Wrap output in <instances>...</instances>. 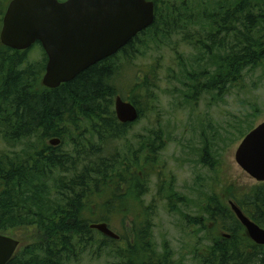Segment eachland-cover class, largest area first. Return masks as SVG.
Here are the masks:
<instances>
[{
    "label": "trees",
    "instance_id": "obj_1",
    "mask_svg": "<svg viewBox=\"0 0 264 264\" xmlns=\"http://www.w3.org/2000/svg\"><path fill=\"white\" fill-rule=\"evenodd\" d=\"M149 1L155 3V21L149 29L118 54L54 90L42 84L48 59L40 43L27 51H15L0 42V139L14 146L28 143L19 155L0 154V234L15 233L32 223L39 236L21 247L8 264H81L89 254L101 258L106 250L117 264H174L172 253L158 254L151 242L145 241L148 228L128 230L129 236H120V241H125L120 246L108 237L97 242L92 237L97 232L84 217L92 208L93 197L102 194L98 179L111 180L118 200L111 208L118 212L121 199L133 195L134 188H123L134 181L135 174L130 172L129 178L117 181L109 171L118 159L115 155L104 158L106 149L133 125L121 124L115 113V98L120 96L116 61L122 58L133 63L145 38L156 44L160 38L179 33L183 42L202 54L197 63H203L201 71H183L185 87L193 93L191 99L198 100L206 93L228 94L232 85L243 80L246 69L264 61V42L257 36L264 31V0H239L233 7L219 0L213 6L212 0H198L197 8L191 7L190 0ZM6 4L0 8V31ZM39 46L42 60L33 62L31 54ZM127 101L137 105L134 98ZM87 134L97 137L101 148L89 149L84 140ZM69 136L72 154H61L62 145L53 148L47 144L50 138ZM49 180H53L52 186ZM240 207L264 228V184L247 194ZM153 210L144 211L146 223L152 220L148 212ZM129 211L121 212L124 219ZM217 211L211 218L223 230L229 229V239H213L209 250L198 256L200 262L264 264V246L249 239L232 213L229 218L227 212ZM135 219L137 222L139 215Z\"/></svg>",
    "mask_w": 264,
    "mask_h": 264
},
{
    "label": "rangeland",
    "instance_id": "obj_2",
    "mask_svg": "<svg viewBox=\"0 0 264 264\" xmlns=\"http://www.w3.org/2000/svg\"><path fill=\"white\" fill-rule=\"evenodd\" d=\"M10 1L0 0V8ZM190 1L194 8L200 3ZM216 1L212 0V6ZM219 1L233 7L239 0ZM257 36L264 42V31ZM138 49L141 53L133 63L128 64L122 58L116 61L119 65L116 87L126 101L135 99L141 117L106 149L104 157L115 155L118 159L109 171L117 181L129 178L130 172L135 174L134 181L123 188L126 191L128 187L134 188L133 195L121 199L118 212L111 208L118 205L111 180L98 179L102 181V194L93 197L92 208L84 212V217L90 225L106 222L115 234L124 238L129 236L128 230L148 228L144 239L151 242L158 254L172 253L174 264H202L198 256L209 250L213 239L229 234V229L223 230L211 216L219 209L227 212L229 218L230 213L235 217L230 202L242 204L247 194L264 184L249 176L236 162V152L244 137L264 123V61L256 68L246 69L243 80L232 85L228 94L206 93L192 100L193 93L185 87L183 71L203 69L202 62L197 65L202 56L200 51L183 42L179 33L160 38L156 44L145 38ZM42 52L40 46L35 48L31 60L40 62ZM57 138L61 140V154L74 152L71 136ZM51 139L56 137L47 144L50 145ZM84 140L89 149L101 148L93 135L87 134ZM27 144L14 146L1 138L0 154L19 155ZM49 181L52 186L53 180ZM55 200L51 198L52 202ZM127 208L130 211L124 219L121 212ZM152 208L148 212L152 220L146 223L144 211ZM135 215H139L137 222ZM30 224L6 236L20 241V248L26 247L39 237L36 224ZM100 235L94 233L92 237L100 242L105 239ZM119 245H125V241H119ZM106 251L101 258L89 254L81 264H117Z\"/></svg>",
    "mask_w": 264,
    "mask_h": 264
},
{
    "label": "water",
    "instance_id": "obj_3",
    "mask_svg": "<svg viewBox=\"0 0 264 264\" xmlns=\"http://www.w3.org/2000/svg\"><path fill=\"white\" fill-rule=\"evenodd\" d=\"M155 21V3L148 0H11L3 17L1 44L11 50L26 51L40 43L48 61L42 79L54 90L73 81L96 64L118 54ZM115 112L122 124H134L139 112L120 96ZM61 140L50 141L59 146ZM237 164L253 179L264 182V123L252 130L236 152ZM249 238L264 246V228L230 203ZM91 229L118 240L106 223ZM19 241L0 234V264H8Z\"/></svg>",
    "mask_w": 264,
    "mask_h": 264
},
{
    "label": "flooded vegetation",
    "instance_id": "obj_4",
    "mask_svg": "<svg viewBox=\"0 0 264 264\" xmlns=\"http://www.w3.org/2000/svg\"><path fill=\"white\" fill-rule=\"evenodd\" d=\"M229 238V237H228Z\"/></svg>",
    "mask_w": 264,
    "mask_h": 264
}]
</instances>
